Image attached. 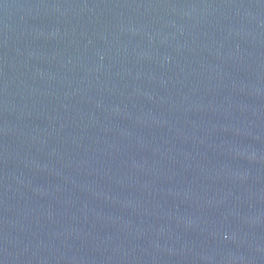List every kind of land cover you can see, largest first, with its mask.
I'll use <instances>...</instances> for the list:
<instances>
[{"label":"water","instance_id":"water-1","mask_svg":"<svg viewBox=\"0 0 264 264\" xmlns=\"http://www.w3.org/2000/svg\"><path fill=\"white\" fill-rule=\"evenodd\" d=\"M0 264H264V0H0Z\"/></svg>","mask_w":264,"mask_h":264}]
</instances>
